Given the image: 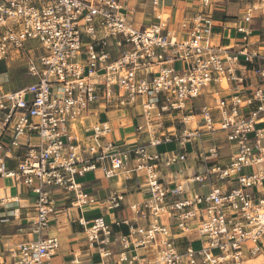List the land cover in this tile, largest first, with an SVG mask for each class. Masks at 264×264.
I'll return each mask as SVG.
<instances>
[{
    "label": "built area",
    "instance_id": "built-area-1",
    "mask_svg": "<svg viewBox=\"0 0 264 264\" xmlns=\"http://www.w3.org/2000/svg\"><path fill=\"white\" fill-rule=\"evenodd\" d=\"M198 1L209 6L226 0ZM157 3L153 0V5ZM126 8L125 0H0V62L21 54L25 73L33 80L15 91L0 90V137L8 132V147L23 149L15 170H7L4 158L10 156L9 148L0 140V177L15 179L35 195L33 211L23 218L17 208H11L9 199H0V223L22 220L18 231L26 227L29 233L39 234L56 211L53 188L66 191L71 205L81 211L97 199L82 191L78 176L94 170L106 178L119 171L136 172L143 175L149 194L141 204L146 213L137 204L129 208L149 216V224L141 227L127 220V233L114 235L102 216L89 223L79 218L88 247L100 258L93 264L110 258L111 264H245L244 252L254 256L260 250L258 242L264 240V143L258 141L264 139V25L255 48L248 50V32L239 26L237 30L244 34L241 45L233 53L221 54L233 47L221 48L215 42L212 19L206 12L195 13L187 33L179 37L167 16L158 14L155 22L136 27L128 20ZM255 10L264 11V0H254L244 19H251ZM109 38L115 39L121 51L113 60H109ZM31 39L39 43V56L25 48ZM240 59L263 63L251 69L255 84L245 86ZM175 62L182 68H174ZM210 84H232V92L227 99L212 92V102L200 107V131L149 135L145 144L112 140L106 121L84 128L82 134L78 131L90 105L100 100L126 107L140 97L146 119L153 110L160 119L163 112L184 108ZM259 122L263 127H256ZM218 136L228 142L227 163L206 166L195 180L214 177L227 187L210 184L205 193L174 199L183 193V184L164 185L159 167L182 161L185 155L161 154L150 148L172 140L183 145L189 139ZM201 152L213 160L218 157L216 146ZM246 167L256 169L246 173ZM121 198V194H111L106 208L117 207ZM162 217L178 220L180 233L189 232L194 223L201 246L180 252ZM115 244L122 250L114 254L109 246ZM57 245L53 236L12 242L7 246L8 259H0V264H52ZM151 247L156 248L151 258L132 253Z\"/></svg>",
    "mask_w": 264,
    "mask_h": 264
},
{
    "label": "crops",
    "instance_id": "crops-1",
    "mask_svg": "<svg viewBox=\"0 0 264 264\" xmlns=\"http://www.w3.org/2000/svg\"><path fill=\"white\" fill-rule=\"evenodd\" d=\"M252 2L254 0H226L223 2H212L209 6H202L198 0H158L157 5H153V0H125V6L128 7L125 13L128 20L136 27H144L155 22L158 14H161L162 17L167 16L170 28L176 30V34L179 37H183L187 33V28L193 15L198 11L206 12L212 19V38L215 42H218L221 48L233 47V49L227 51H220L221 54H228L233 53L243 41L242 37L244 34L237 30L239 26L248 32L247 38L250 43L248 50H252L257 46L255 42L264 25V11L255 10L251 19L245 20V10ZM108 42L109 60H113L119 56L121 51L120 48L115 46L114 38H109ZM260 64L263 63L259 60L243 62L240 59L239 66L245 69V86L257 82L251 73V69ZM173 67L180 69L182 64L175 62ZM29 78L32 82V78ZM231 87L232 84H223L222 86L210 84L198 97L188 100L184 108L173 110L170 113L163 112L160 119L155 116L157 110L151 111L150 119H146L140 107V97H137L134 103L128 104L126 107H119L115 103L105 104L100 100L90 105L82 124L78 125V131L82 134L84 128H89L97 122L106 121L111 129L109 137L112 140L118 143L138 144L147 143L150 138L149 135H160L163 133H176V135H179L183 130L200 131L203 129L200 107L212 102L211 94L214 91H218L221 97L227 99L231 95ZM18 89L20 88L7 91ZM0 90L6 92L2 90L1 85ZM212 115L216 117V110L212 111ZM185 117L188 118L184 123L183 119ZM256 127H263V123H257ZM8 135V132H6L0 137L1 142L7 148H9ZM250 140L254 141L253 134H250ZM261 140L264 139L258 141L260 142ZM19 142L21 145L24 144L25 138H20ZM209 146H216L218 150L216 160H213L207 154H202V149ZM150 149L161 154L172 152L185 155V159L182 161H177L168 167L161 164L159 167L160 180L164 185L173 187L178 183L183 184V193L174 199L182 200L184 198H192L195 194L205 193L210 184L213 186H226L214 177L203 182L195 180L196 176L204 174L206 166L227 163L230 149L227 140L223 136L211 139L203 137L202 140L198 138L189 139L183 145H180L177 140H172L170 142H162ZM221 149L229 150L227 159H220L219 152ZM9 153L10 156L4 158L6 168L7 170H15L18 162L17 157L23 154V149L21 146L10 147ZM0 155H2V151H0ZM257 168H260V166ZM125 175H127V178H125ZM76 180L80 184L82 191L92 194L97 199V203L80 211L71 205V196L66 191L60 188H53L51 194L55 200L56 211L50 217L47 228L40 231L39 234L29 233L26 227L24 230L18 231V224L22 220L12 219L8 223H0V259H8L7 246L12 242L37 238L44 239L53 236L57 238L58 245L51 257L52 264H93L99 262L100 258L95 249L88 247L85 228L78 222L79 218L82 217L85 222L89 223L94 217L102 216L105 222L110 225L114 235L127 233L128 229L125 224L127 220L137 226H148L149 216L145 215L142 217L140 214L132 212L129 208L130 205L137 204L146 213L141 204L149 197V194L142 174L136 172L123 174L119 171L113 177L106 178L102 171L94 170L78 176ZM11 190H14V192L8 194L7 192ZM113 193L121 194L122 198L117 207L108 209L106 208L108 204L106 199ZM3 198L9 199L11 208L18 209L19 213H21V218L26 212L33 211L35 195L29 188L11 177H0V199ZM161 222L169 227L171 241L180 252L187 247H192V244L196 242L199 243V247L201 246L202 240L196 233L194 223L190 226L189 232L180 233L176 228L178 220L162 217ZM190 234L194 235L189 237ZM158 239L159 237H157ZM258 245L260 250L254 256L244 252L243 260L245 264H256L258 258H262L261 262H264V240L261 239ZM155 247L141 248L132 253L136 252L142 258H151L155 253ZM109 248L114 254L122 250L121 246L117 244L110 245ZM130 255L131 252L127 250L126 256L129 257ZM74 259L77 262H74ZM111 261V258L105 260L104 264H111Z\"/></svg>",
    "mask_w": 264,
    "mask_h": 264
},
{
    "label": "rangeland",
    "instance_id": "rangeland-1",
    "mask_svg": "<svg viewBox=\"0 0 264 264\" xmlns=\"http://www.w3.org/2000/svg\"><path fill=\"white\" fill-rule=\"evenodd\" d=\"M24 45L25 48L30 51L32 56H39L42 52L41 49L37 47L39 45L37 40H27ZM16 55L17 56L12 54L0 62V85L3 91L21 88L31 82L30 78L25 74L24 59L22 55L18 53H16ZM260 142L263 143L264 140H261ZM228 154V149H221L219 152L220 159H227ZM253 170H255V167L244 168V172L246 173H249ZM13 192L14 190H11L7 193L9 194ZM193 235L194 234H190L189 237H192ZM192 247L197 249L199 247V243H193ZM262 260V258H258L256 260V264L260 263Z\"/></svg>",
    "mask_w": 264,
    "mask_h": 264
}]
</instances>
